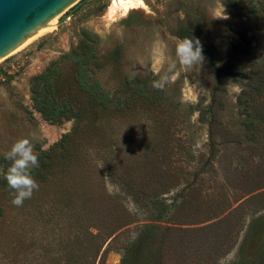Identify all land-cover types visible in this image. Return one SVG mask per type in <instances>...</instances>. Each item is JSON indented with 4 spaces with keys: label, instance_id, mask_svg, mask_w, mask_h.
<instances>
[{
    "label": "rangeland",
    "instance_id": "rangeland-1",
    "mask_svg": "<svg viewBox=\"0 0 264 264\" xmlns=\"http://www.w3.org/2000/svg\"><path fill=\"white\" fill-rule=\"evenodd\" d=\"M142 1L108 19L111 0H83L0 59V158L20 138L37 154L78 124L43 118L29 79L82 28L99 38L91 77L110 98L91 115L100 128L75 141L86 194L56 172L21 206L5 198L0 264H264V89L229 72H264L263 20L239 34L223 0ZM191 36L205 60L189 68L175 47ZM131 79L158 89L164 110L125 107Z\"/></svg>",
    "mask_w": 264,
    "mask_h": 264
},
{
    "label": "trees",
    "instance_id": "trees-1",
    "mask_svg": "<svg viewBox=\"0 0 264 264\" xmlns=\"http://www.w3.org/2000/svg\"><path fill=\"white\" fill-rule=\"evenodd\" d=\"M223 5L229 13L226 20L227 25L239 34L245 33L248 29L246 26L259 19L263 20L261 26H264V0H223ZM80 34L81 37L74 47L51 60L42 71L29 79L32 106L43 118L52 123H59L63 119L71 117L78 120V124L72 131L64 133L58 141L37 153L39 166L32 169V175L37 183L47 182L56 172L59 183L66 182L67 178L72 175V181L67 188V192L71 196L74 191L82 192L86 189L84 179L73 175L76 158L80 152L86 153L78 148V143L75 141L78 140L81 133L83 137L87 126L97 131L101 125L91 115L98 112L106 113L105 111L110 107L108 94L102 89L99 82L91 77L92 61L95 60L99 38L95 33L85 28L81 29ZM63 67L70 69L69 82L66 85L60 82ZM236 70L229 72L253 78L257 83L254 84V88L259 91V86H261V91L264 89L262 69L243 70L238 67ZM125 93L128 98L124 105L131 110L134 109L136 103L147 109L154 107L164 110V101L160 100L159 90H148L145 81L127 80ZM72 146L76 148V151L71 148ZM4 157L0 158V162L3 164L0 172V218L5 211L4 200L13 199L12 190L8 188L4 179L5 170L11 162L6 161ZM84 194L86 192H82L80 196ZM59 202L61 201L56 200L51 204L53 206L60 205ZM93 236L97 237V233Z\"/></svg>",
    "mask_w": 264,
    "mask_h": 264
},
{
    "label": "clouds",
    "instance_id": "clouds-1",
    "mask_svg": "<svg viewBox=\"0 0 264 264\" xmlns=\"http://www.w3.org/2000/svg\"><path fill=\"white\" fill-rule=\"evenodd\" d=\"M175 55L181 65L189 68L197 63L202 65L205 60L203 45L199 38L194 36L179 40L175 47ZM4 159L11 162L4 173L7 186L12 190L11 203L21 206L39 188L32 175V169L39 166L38 154L34 152L28 138H20L11 145Z\"/></svg>",
    "mask_w": 264,
    "mask_h": 264
},
{
    "label": "water",
    "instance_id": "water-1",
    "mask_svg": "<svg viewBox=\"0 0 264 264\" xmlns=\"http://www.w3.org/2000/svg\"><path fill=\"white\" fill-rule=\"evenodd\" d=\"M83 0H0V59L18 48L49 19Z\"/></svg>",
    "mask_w": 264,
    "mask_h": 264
},
{
    "label": "bare ground",
    "instance_id": "bare-ground-1",
    "mask_svg": "<svg viewBox=\"0 0 264 264\" xmlns=\"http://www.w3.org/2000/svg\"><path fill=\"white\" fill-rule=\"evenodd\" d=\"M141 6H145L142 0H111V2L108 4L107 9L105 11V16L108 19L117 18V17L124 15L127 12V10L131 8L141 7ZM55 19H56V16L49 19L33 35L29 36L25 40V42H23L21 45L30 41L32 38H34L38 33L42 32L43 30L52 28L54 26Z\"/></svg>",
    "mask_w": 264,
    "mask_h": 264
}]
</instances>
